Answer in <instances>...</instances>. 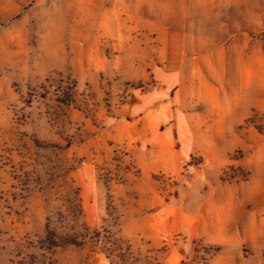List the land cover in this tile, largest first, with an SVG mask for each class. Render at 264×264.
<instances>
[{
  "label": "rangeland",
  "instance_id": "obj_1",
  "mask_svg": "<svg viewBox=\"0 0 264 264\" xmlns=\"http://www.w3.org/2000/svg\"><path fill=\"white\" fill-rule=\"evenodd\" d=\"M184 260L264 264V0H0V264Z\"/></svg>",
  "mask_w": 264,
  "mask_h": 264
},
{
  "label": "crops",
  "instance_id": "obj_2",
  "mask_svg": "<svg viewBox=\"0 0 264 264\" xmlns=\"http://www.w3.org/2000/svg\"><path fill=\"white\" fill-rule=\"evenodd\" d=\"M220 25H221L222 31L219 33L218 38H215V36L213 35H207V37L200 35L198 36L199 37L198 39L192 38V41H196L200 43H209V42L217 41L221 43H227L228 47H231L233 44H235L240 39H242L245 43L251 42L248 36L246 37V36L240 35V32H238V29L230 28L226 26L227 24L223 23V21L220 23ZM243 54H252V52H250L249 49H245Z\"/></svg>",
  "mask_w": 264,
  "mask_h": 264
},
{
  "label": "built area",
  "instance_id": "obj_3",
  "mask_svg": "<svg viewBox=\"0 0 264 264\" xmlns=\"http://www.w3.org/2000/svg\"><path fill=\"white\" fill-rule=\"evenodd\" d=\"M180 264H188L185 260L183 262H181Z\"/></svg>",
  "mask_w": 264,
  "mask_h": 264
}]
</instances>
